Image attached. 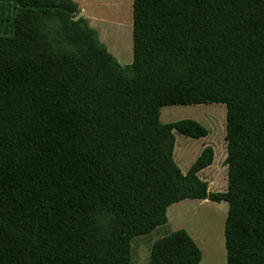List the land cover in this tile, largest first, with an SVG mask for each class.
Wrapping results in <instances>:
<instances>
[{"label": "trees", "instance_id": "16d2710c", "mask_svg": "<svg viewBox=\"0 0 264 264\" xmlns=\"http://www.w3.org/2000/svg\"><path fill=\"white\" fill-rule=\"evenodd\" d=\"M0 17V264H132V242L185 201L228 204L227 264H264V0H133L122 67L73 0H12ZM5 14H7L6 17ZM225 105L228 184L186 174L161 109ZM184 230L149 264H201Z\"/></svg>", "mask_w": 264, "mask_h": 264}, {"label": "rangeland", "instance_id": "374dc122", "mask_svg": "<svg viewBox=\"0 0 264 264\" xmlns=\"http://www.w3.org/2000/svg\"><path fill=\"white\" fill-rule=\"evenodd\" d=\"M105 0H97L99 5ZM131 0H110L128 21ZM6 9L9 16L14 14L12 0H0V17ZM100 13V12H99ZM5 14L4 17H6ZM0 33H3L0 31ZM103 44V43H102ZM108 52L117 59L122 67L132 64L127 53L130 50V30L125 27L115 47L103 44ZM112 48V49H111ZM183 120L196 121L209 131V136L202 140H193L175 133L176 147L174 159L183 173H187L200 157L203 148L210 146L216 150V159L211 169L201 176L210 186L212 193L227 191L228 175L225 164L227 156L226 124L227 108L225 105L172 106L161 109V124L167 125ZM207 176V177H206ZM216 177V180H213ZM212 178V180L210 179ZM228 217V204H216L209 201H185L168 210L169 223L158 228L150 236H141L132 242V264H149L152 246L171 233L186 231L202 252L201 264H227L224 228Z\"/></svg>", "mask_w": 264, "mask_h": 264}, {"label": "crops", "instance_id": "0c3cea01", "mask_svg": "<svg viewBox=\"0 0 264 264\" xmlns=\"http://www.w3.org/2000/svg\"><path fill=\"white\" fill-rule=\"evenodd\" d=\"M73 1L79 6V9H80V12L77 15V18H83L87 20L89 22L90 27L93 30H95L97 34L99 35L100 41L109 47L113 46L112 51L114 52V55H116V52L114 49L118 43V40H120L123 29L125 27H129L130 50L127 53V57L130 56L132 59V56H133V0H131L129 4L130 11H129L128 21L125 20L126 19L125 17H123L122 10L119 9L117 11L114 7V4L112 5V3H110V0H105L104 4L102 5H99L97 3V0H73ZM117 57L120 58L119 54ZM213 150L215 152V159H216V155H217L216 150L214 148ZM226 158L227 156L225 157V159ZM210 169L211 167L204 170L203 172L199 174V177L201 180H202L201 176L204 175V173L209 171ZM183 174H186V173H183ZM215 178L216 177H214L213 180H216ZM210 179L212 180V178ZM210 189H211V186L209 185V190ZM192 238L195 240L193 236Z\"/></svg>", "mask_w": 264, "mask_h": 264}]
</instances>
